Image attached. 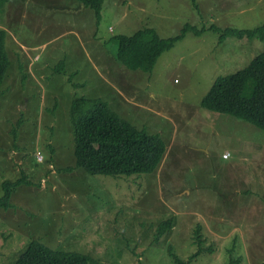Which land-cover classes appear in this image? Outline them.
Segmentation results:
<instances>
[{"label":"rangeland","instance_id":"obj_1","mask_svg":"<svg viewBox=\"0 0 264 264\" xmlns=\"http://www.w3.org/2000/svg\"><path fill=\"white\" fill-rule=\"evenodd\" d=\"M197 3L200 11L192 0H105L97 23L77 0H8L0 14L11 60L0 95V195L22 168L35 185H20L13 207L0 210V264L14 262L29 239L115 264H175L168 248L187 259L198 223L212 251L190 264H264V131L200 104L218 76L246 67L264 43L189 31L148 73L116 61L110 41L145 26L167 38L186 23H264V0ZM59 62L65 71L54 72ZM80 97L101 98L160 134L167 150L159 167L118 177L59 171L75 163L70 109ZM171 216L173 227L153 244Z\"/></svg>","mask_w":264,"mask_h":264},{"label":"trees","instance_id":"obj_2","mask_svg":"<svg viewBox=\"0 0 264 264\" xmlns=\"http://www.w3.org/2000/svg\"><path fill=\"white\" fill-rule=\"evenodd\" d=\"M86 8L94 11L97 23L102 18L105 0H77ZM107 1V0H106ZM8 0H0V14H4ZM193 5L199 8L197 0ZM2 21V19H0ZM207 28L219 33V42L229 37L238 39L257 38L264 43V23L255 28H219L215 24L200 28L186 23L175 36L162 37L153 27H139L133 34H118L111 38L117 44L115 59L130 70L151 73L159 57L182 39L187 32L200 35ZM8 31L0 26V95L7 76L11 60L6 48ZM55 64L54 72L65 69ZM201 106L207 110L229 114L243 119L264 131V50L244 68L216 78L207 93L202 97ZM70 119L74 140L75 163L59 168V171L71 172L81 168L89 174L111 176H130L155 171L165 156L167 143L160 134L150 133L121 116L107 101L101 98H77L70 109ZM21 120L19 121V125ZM15 138L17 129L13 130ZM20 185H35L25 169L16 179H5L1 183L0 210L13 207L12 197ZM18 196L22 199V195ZM21 212L24 213L22 210ZM174 224V217H168L157 225L153 244L168 233ZM207 237L202 223L193 229L192 243L196 250L183 259L173 247L168 254L175 264H190L202 253L211 252L212 246H205ZM129 245V244H128ZM25 247V248H24ZM18 258L10 264H115L103 261L89 253L52 248L38 239H29ZM133 253L135 251L129 248ZM233 250H229L230 262H233ZM2 255V253L0 252ZM139 264H142L139 262Z\"/></svg>","mask_w":264,"mask_h":264}]
</instances>
